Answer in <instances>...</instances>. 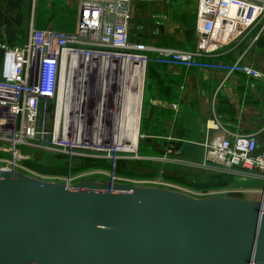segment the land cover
<instances>
[{
  "label": "crops",
  "instance_id": "0c3cea01",
  "mask_svg": "<svg viewBox=\"0 0 264 264\" xmlns=\"http://www.w3.org/2000/svg\"><path fill=\"white\" fill-rule=\"evenodd\" d=\"M189 2L131 0L128 3L129 42L164 50H192L196 44L193 32L195 1ZM74 4L77 5L76 10ZM78 8V0H0V78L3 66L9 59L7 53L25 44L31 28L72 33L76 27ZM258 32L259 29H253L221 48L216 60L224 63L240 61L255 69L262 68L264 27ZM118 68L121 69V66ZM122 69H125L126 78L120 83L118 102L115 100L113 84H109L110 92L104 97L103 105H111L114 99L118 110V114L114 113L117 116V130L133 133L137 129L141 140L151 143L159 140L155 149L147 150L155 155L161 152L160 158L168 161L151 165L149 169H156L154 172L158 176L140 174L129 169L134 177L130 175L119 178L136 181L141 175V179L149 181L164 179L181 189L174 193L197 200L200 198H194L197 196L191 193H204L213 195V199L246 203L260 201L264 190V172L245 171L238 167L225 171L213 163H207L201 168L205 151L203 145L212 143L215 138L224 136L231 140L235 135L253 134L256 151H264V93L258 81L237 74L225 76L219 72L152 63L146 64L143 77L129 65ZM147 70L148 79L145 81ZM146 83L149 98L143 106ZM90 89L97 95L100 86L96 84ZM109 117L112 118L111 113L106 116ZM212 124L221 129L214 130ZM126 141L136 145L135 138ZM24 154L27 160L21 166L27 171V177L45 182L68 176L61 155L50 157L34 149H27ZM6 156L5 151H0V160L6 159ZM136 158L141 160L140 157ZM79 162V158L72 159L71 172L84 171L77 169ZM135 167L141 169L140 166Z\"/></svg>",
  "mask_w": 264,
  "mask_h": 264
},
{
  "label": "built area",
  "instance_id": "2783aa9c",
  "mask_svg": "<svg viewBox=\"0 0 264 264\" xmlns=\"http://www.w3.org/2000/svg\"><path fill=\"white\" fill-rule=\"evenodd\" d=\"M130 1L78 0V17L72 33L31 28L25 44L7 53L9 59L0 78V151H5L7 156L0 160V172H16L27 177V171L21 166L27 160L24 154L27 149L61 155L67 165L75 158L96 159L86 155L91 151L102 152L98 149L102 145L100 141L94 142L93 139L97 132H93L96 127L91 113L95 104L102 107L104 97L110 92L108 86L114 80L113 71L104 67L100 74V90L95 95L90 88L96 85L94 79L97 78L89 70L103 67L114 59L116 62L139 61L142 77L147 63L219 72L225 76L242 75L258 81L264 93V65L255 69L240 61L224 63L216 60L221 48L253 29L261 31L264 27V0H194L196 44L189 51L131 44L127 35ZM76 102L78 110L72 111ZM70 117L76 121L75 127L69 124ZM100 117L101 112L99 121ZM89 127L91 130L87 134ZM212 128L221 129L216 124H212ZM203 148L201 168L213 163L225 171L238 167L245 171L264 172V151H256L253 134L235 135L231 140L224 136L215 138ZM113 177L110 182L115 185L161 188L170 192L181 190L160 180L132 181ZM73 181L66 176L45 182L71 187ZM260 200L264 204V190Z\"/></svg>",
  "mask_w": 264,
  "mask_h": 264
},
{
  "label": "water",
  "instance_id": "95a60500",
  "mask_svg": "<svg viewBox=\"0 0 264 264\" xmlns=\"http://www.w3.org/2000/svg\"><path fill=\"white\" fill-rule=\"evenodd\" d=\"M0 264H264V204L0 172Z\"/></svg>",
  "mask_w": 264,
  "mask_h": 264
},
{
  "label": "rangeland",
  "instance_id": "374dc122",
  "mask_svg": "<svg viewBox=\"0 0 264 264\" xmlns=\"http://www.w3.org/2000/svg\"><path fill=\"white\" fill-rule=\"evenodd\" d=\"M189 1H190L189 4L192 3L191 2L192 0H189ZM74 6H75V10H76L77 5L74 4ZM70 26L72 27V25H70ZM69 33H71V32H69ZM113 91L116 94L115 100H117L118 99L117 97L119 95V93H118L119 89H118L116 84L113 86ZM148 98H149V92H148L147 83H146L144 86V92H143V98H142L143 106H145V103L147 102ZM117 102H118V100H117ZM117 102H115L113 99L112 104L107 106V111H108L107 114L110 116V113H111L112 118L109 117L110 120H108V119L105 121L102 120V122H101L103 127H105L107 129V131L105 128H102L103 131L101 132V134L99 131L97 133V135H93L94 142L100 141V143L102 144L100 148L98 147V149L102 150V152L93 153V151H91V153L90 152L86 153V155H91L90 157H95L96 159H100L102 162L99 161V163H96L94 166L89 167V168H86V167L77 168V169H84V171L73 173V172H71V170H72L71 168H72V164H73L72 159L69 160V164L67 165L66 159L64 157H62V160H63L62 162L66 163L65 174L67 172L68 178L74 179L73 184H75L79 181H88L91 183L98 184V183H104L108 179L110 180L113 176L116 178H119L120 176L117 177L116 175H114L115 172L113 171L114 167L112 165V161H115V160L128 159L129 157L131 160H133V159L137 160L136 157L140 156V158H141L140 161L143 163V164H140L141 169H138L137 167H135V165L129 166V169L133 172H136V173L147 174V175H152V176H158V174H157V172H154V171H156V169L152 168V170H150L151 165H153L155 163H158L157 165H159L161 161H164V162L168 161L167 159H164V158H160L159 160L158 159L157 160L148 159V158H154V157H148L147 158V154H149V151L147 150L146 145L151 147V146H153V144L151 142H146L145 140H141L139 137L137 138L135 150L133 152H115L114 153V152L108 151V149H110V147L112 145H110L109 141L106 140V138H104V137L105 136L109 137L110 131H108V130H109V128H112L113 124L117 120L116 115L113 117L114 110H115V108H117L116 107ZM140 109H141V96H140L139 110ZM107 114L105 116H103V119L106 118ZM139 121H140V111H139L138 123H139ZM89 123L90 122H87V124H89ZM90 124L92 125V122ZM143 124L144 123L142 121L141 132H143ZM87 130H88L87 134H89L91 127H89ZM139 141H140L139 150L137 151V146H138ZM28 151H29V149H28ZM42 154L49 155L50 157L54 156L53 154L48 153V152H43ZM149 155H152V154H149ZM152 156H155V155H152ZM83 158H85V157H83ZM98 165H100V166H98ZM67 168H69V171ZM65 176H67V175H65ZM159 176L165 177L164 175H159ZM143 180H145V179H141V175H140V179H136V181H143ZM160 180L163 181V182L161 181L162 183L166 182V181H164V179H160ZM165 184H169V183L166 182ZM169 185H174V184H169ZM174 186L178 187L177 185H174ZM158 189H161V188H158ZM162 190H164V189H162ZM191 194H195V193H191ZM200 194H204V193H200ZM232 196H236V195H232ZM191 197H192V195H191ZM194 198H200V199L201 198H212V196L194 197Z\"/></svg>",
  "mask_w": 264,
  "mask_h": 264
},
{
  "label": "bare ground",
  "instance_id": "6f19581e",
  "mask_svg": "<svg viewBox=\"0 0 264 264\" xmlns=\"http://www.w3.org/2000/svg\"><path fill=\"white\" fill-rule=\"evenodd\" d=\"M116 61L117 60L114 59L112 61V63L111 62H109V63L107 62V63H105L103 65V67L102 66H97V68L89 70L91 75L94 76L95 78H97V79H94V81L98 85V87L101 86V75L100 74H101L102 69L104 67H107V68L110 69V71H113V74H112L113 75L112 76L113 79L112 80H114V83H112V84H113V86L116 84L118 89H120L121 81H124V79L126 78L125 74H123V71L125 70V69H122L123 66H128L129 65V66L133 67V70L135 72L142 74V67H141V63L139 61L128 60V59H126L125 62L124 61L116 62ZM118 66H121V69H119ZM85 81L88 82L87 77H86ZM92 81H93V79H92ZM77 104L78 103L76 102V104L74 103L73 108L71 107L72 111L78 110V108H77L78 105ZM119 109H121V107H119ZM89 110H90V108H89ZM100 112H101V117H100L101 121L98 120ZM107 112H108L107 111V106L103 107V105H102V107H101V106L96 105V104L94 105V110L92 111L91 114L94 115L95 120L93 121V123L95 125L94 127H96L97 129L95 128V131H93V132H97L98 133L100 131V134H101V132L103 131L102 128H105V127H103V125L101 123L102 120H103L102 117L105 116L107 114ZM114 113L118 114L117 108H115ZM113 117H114V114H113ZM116 118H117V116H116ZM127 118H128V115H127ZM108 120H110V119L108 118ZM69 124H71V125H73V127H75L76 121L72 117H70ZM133 125H134V123H133ZM133 125H131V126H133ZM135 126H136V124H135ZM116 127H117V124L114 123L112 128H109V130H108V131H110L109 132L110 133L109 137L108 136L104 137V138H106V140L109 141V144L112 145L110 147V149H108V151H111V152H114V153L115 152H133L135 150V146L136 145L133 146L131 141H126V140L128 138H135L136 142H137V135H138L137 134V129L133 133H126V131H124V130L118 131ZM106 131H107V129H106ZM132 135H135V136L133 137Z\"/></svg>",
  "mask_w": 264,
  "mask_h": 264
},
{
  "label": "trees",
  "instance_id": "16d2710c",
  "mask_svg": "<svg viewBox=\"0 0 264 264\" xmlns=\"http://www.w3.org/2000/svg\"><path fill=\"white\" fill-rule=\"evenodd\" d=\"M147 73H148V70H147L146 75H145V81H146V78L148 79V74ZM159 142H160L159 140H154L152 142V143H154L153 146H151V147L147 146V145L146 146H147V148L152 150L154 148V146H157L156 144L159 145ZM139 144H140V141L138 142L137 151L139 150ZM156 151H158V150H156ZM149 154H152V153L149 152ZM149 154H147V158L148 157L160 158L162 156L161 152H158L157 153L158 155L152 154V155H155V156H152V155H149ZM79 159H80V162H79L80 164H79L78 168H80V167L89 168V167L94 166L96 163H99V161H101L100 159H92V158H79ZM112 164H113V167H114L113 171L115 172L114 175H116V176H130V175H133V174H131L129 172V166H133V165L140 166V164H143V163L141 161L135 160V159H133V160H131V159H121V160L113 161ZM98 166H100V165H98ZM67 169L69 171V168H67ZM133 177H134V175H133Z\"/></svg>",
  "mask_w": 264,
  "mask_h": 264
}]
</instances>
